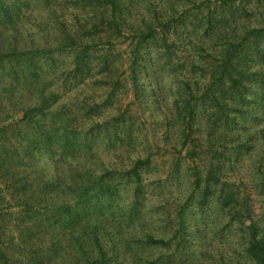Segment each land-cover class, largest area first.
Wrapping results in <instances>:
<instances>
[{"label": "trees", "instance_id": "16d2710c", "mask_svg": "<svg viewBox=\"0 0 264 264\" xmlns=\"http://www.w3.org/2000/svg\"><path fill=\"white\" fill-rule=\"evenodd\" d=\"M21 2L0 0V90L21 105L22 118L16 112L7 120L22 125L13 134L26 141L23 160L37 165L46 158L56 176L32 193L0 147L10 200L22 208L18 217L0 209V264H203L210 256L192 248L194 207L215 209L227 217L226 228L236 225L243 261L229 264H264V214L256 218L252 196L227 178L234 161L252 151L264 196V0H32L43 18L42 41L19 43L9 35L4 42L3 29L20 19ZM61 3L76 9L71 27L59 17ZM43 25L54 29L55 44ZM122 44L127 59L116 50ZM123 78L135 101L143 80L149 83L153 105L175 128L170 140L186 157H199L196 135L205 131L207 138L203 172L188 168L193 191L183 203L174 199L176 215L166 219L163 234L145 213L151 159L132 149ZM165 87L171 106L161 103ZM228 142L227 157L217 145ZM11 201L0 196L6 207ZM60 231L76 252L69 260Z\"/></svg>", "mask_w": 264, "mask_h": 264}, {"label": "rangeland", "instance_id": "374dc122", "mask_svg": "<svg viewBox=\"0 0 264 264\" xmlns=\"http://www.w3.org/2000/svg\"><path fill=\"white\" fill-rule=\"evenodd\" d=\"M7 3L12 5L14 0H7ZM21 4L23 6H21L22 11L20 19L15 18L11 25L3 29L5 37L2 38V40L4 42L8 41L10 35V37L18 36L19 43L22 42L21 39H24L28 44L31 43V39L42 41L39 36L41 32L38 28L40 20L43 19L40 10L34 7L32 0H23ZM57 9L60 11L59 17L62 21L64 20L70 27L75 24L72 13L76 11V9L72 7L71 3H61ZM61 11L65 15L62 16ZM206 11L207 10H205V12ZM192 12L195 11L192 10ZM181 16L189 17L190 12L188 11L185 15L180 14L177 17ZM53 25L54 29L59 27L58 24ZM40 29L42 32H45V35L51 38V41H55V39L50 36V34L53 35L52 32L54 29L48 28L47 25L41 26ZM42 35L44 36V33ZM193 42H195V40H193ZM126 48L127 44H122L116 48L117 51H121L123 59H127V53L124 52ZM186 56H188V54L184 53V55L180 57L185 59L187 58ZM64 70L65 67L62 66L57 75H63ZM125 78H123V81L127 87V93L124 90V94L126 93V95L120 100L121 102L126 100V104L122 108L128 110L126 113L127 125H133L132 129L134 131L135 143L132 149L136 151L139 150L140 152L144 151L141 152L142 154L140 155L143 157L149 156L151 159V168H149V171L144 172L145 190L148 193L145 213H147V219L151 223H154V229H158L159 233L163 234V230L160 229L167 225L166 219L169 218L170 215L173 217L176 215L174 199L177 197L180 199L178 203H183V201L189 198L193 191L195 177L189 175L187 171L188 168L195 169L198 167L199 170L203 172L204 160L209 156L205 157L206 153H204V151H206V149L202 150L201 147L206 146L205 142L207 138L204 134L205 131H203L202 134L196 135L195 137H199L202 141L201 145L197 148L198 151H200L198 152L199 157L193 159L186 157V150L182 149L179 144L176 146L175 143L171 142V135H169V133H173L175 128L173 126L169 128L168 119H165V114H161V110L153 105L151 89L148 88L150 86L149 83L143 80L144 90L141 92L139 100L135 101L131 82ZM150 83L151 85H155L154 82ZM161 83L162 82H160V86L158 87L159 93L161 92ZM163 86L168 87L167 84H163ZM167 87L163 88V97L165 98H161L162 106L172 105ZM119 92L122 93V89ZM8 95L9 93H6L5 90H0V147L2 145L6 146L5 155L12 166L10 170L14 173L20 172L21 176H19L18 179L23 182L22 184L28 185V190H32L33 188L34 191L32 193H34L39 187L43 186L44 182H50L54 179V176H56L55 169L53 168V163L48 162L46 158L45 160L43 159L42 162L38 161L37 165L35 164L36 162L23 160L22 146L25 145L26 141L23 137L13 134V132H17V128L22 127V125L19 121H15L14 119L7 120L9 119L8 117L13 118L16 112L19 118H22V113L20 112L21 105L18 104L17 101L10 102L7 100ZM74 95L75 94L68 95V99L72 101ZM114 109L117 108L114 107ZM262 109L263 111L260 113L262 118L260 121H264V105ZM258 120L259 119L251 118L249 123L253 126H257L259 123ZM8 126L11 127L8 128ZM222 145L225 144L222 143L217 145V147L220 151L225 152L228 157L229 151L227 149L231 147V144L228 142V146L224 149L220 147ZM252 154V151L251 153H244L238 161H234V165L229 168L227 178L233 183L240 184L244 192L252 196L251 208L254 211L253 215L259 218L264 214V203L262 202L264 196L260 195L258 189L262 175L254 166L255 161L251 159ZM176 159L180 161L178 168H175L174 164ZM7 176V174L4 176V172L0 168V196L6 197L7 201H11L10 196L12 190L8 189V184H10V182L7 183ZM59 193L65 195L63 190H59ZM56 196L59 197L58 192ZM6 205L5 202L0 203L1 211L9 213V210H11V213H14L13 215L18 217L22 208L14 207L13 201H11V206L6 207ZM221 217L222 216H220L215 209L201 212L198 207H194L189 213V220L192 226V248L193 250L195 249L196 251L205 253L206 257L210 256L204 260L203 264H229L230 262L235 263L243 261V255L239 248L240 233L236 230V225L232 228H226L224 225L227 217ZM8 219L9 222H16V218L13 219V217H8ZM7 221L6 219V222ZM9 222V229L12 230V228H14L17 232L15 227L16 223L12 225ZM27 226L35 228L37 225L30 222ZM33 231L36 232L34 229ZM41 239H43V237H41ZM59 239L62 240L63 252L61 253L69 260L71 256L76 254L72 245L69 244V233L60 231Z\"/></svg>", "mask_w": 264, "mask_h": 264}]
</instances>
